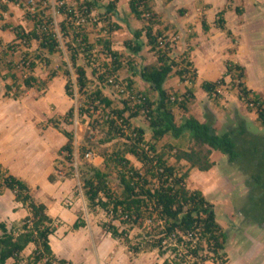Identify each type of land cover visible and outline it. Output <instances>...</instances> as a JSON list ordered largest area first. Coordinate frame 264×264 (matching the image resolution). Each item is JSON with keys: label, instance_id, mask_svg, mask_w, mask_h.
<instances>
[{"label": "trees", "instance_id": "obj_1", "mask_svg": "<svg viewBox=\"0 0 264 264\" xmlns=\"http://www.w3.org/2000/svg\"><path fill=\"white\" fill-rule=\"evenodd\" d=\"M58 1L57 11L62 16L58 22L59 31L76 75V85L83 96L79 114L87 116L89 121L77 159L74 157L73 133L60 130L54 121H49L66 138L58 154L63 155L68 164L66 173H51L48 179L54 181L58 175H77L87 208L104 212L107 219L100 226L112 238L120 240L133 256L156 250L159 256L164 257L163 264H204L206 261L226 264L227 235L217 221L214 205L202 190L189 188L186 180L189 168L209 170L214 165L212 151H220L230 163H236L249 175V184L253 188L257 185L263 187L260 192L252 190V195H255L253 200H258L251 205L257 208L248 211L253 212L258 220H264V149L257 145L258 136L246 130V122L242 118H237L234 128L219 134L213 126L214 119L209 110L205 111V121L188 113L189 103L195 98L193 83L196 69L187 53L183 52L179 58L172 57L173 45L168 34L160 28V15L150 0H128L131 15L142 26L133 30L131 38L125 40L123 45L131 55L137 56L146 44L155 53L156 61L140 68H131L132 77L139 76L148 87L132 91L119 103L103 91L110 77L118 81V72L125 64L121 52L112 48L110 38L112 32L121 28L119 23L110 22L109 19L111 16L118 17L117 0H109L103 6L101 0H82L77 8L67 5L65 0ZM100 7L104 9L107 27L103 29L106 35L91 41L84 22L92 11ZM7 10V2L0 1V21L3 20L2 12ZM47 11L46 6L34 12L26 11V18L31 22L30 29L9 22L1 25L2 30L14 34L13 41L5 46L7 50L15 51L21 45L28 47L32 42L36 43L35 49L24 51L20 59L21 69L25 67L30 72L25 76L21 74L20 83H17V74L10 73L13 82L4 84L3 96L17 99L24 89L44 87L46 80L38 78L31 71L37 61L48 64L50 56L62 50L53 15ZM236 11L239 12V8ZM222 15L223 10L218 12L216 23L223 29ZM203 27L208 28L205 22ZM227 33L230 34V31L227 30ZM142 37H145V42ZM159 38L166 40L160 44ZM96 45L101 46L104 57L108 58L101 66H93ZM12 65L10 63L9 67H14ZM87 65L93 78L88 76ZM63 67V73L70 76L65 62ZM172 74L181 82L190 84L182 94L164 87ZM226 74L231 76V81H235L238 97L248 109L255 110L256 121L264 126V99L247 88L244 67L228 61ZM54 76L55 72H51L48 77ZM126 79L127 87L134 90L135 78ZM224 84V77H221L215 81L204 80L200 86L217 101L221 96L218 88ZM71 86L68 78L64 91L70 97L73 96ZM175 106L186 113L179 121L174 113ZM73 114L74 106H70L62 118L68 121ZM140 115L145 117L151 133L148 140L143 126L132 125V119ZM98 134L100 143H113L111 150L103 147L98 152L102 157V166L86 157L87 153L95 151L97 145L92 141ZM186 134L190 137L186 148L169 142L162 148L157 146L158 141L167 135L180 138ZM168 152L176 164L168 161ZM127 154L132 155L140 166L134 165ZM181 161H185L188 168L182 170L177 164ZM4 189L14 193V199L23 204L28 214L10 227L0 222V264H6L8 258L14 259L13 264H22L24 259L21 253L29 243H33L34 248L25 259V264H72L58 257L51 248L49 236L57 226L55 218L48 214L47 205L36 201L28 184L0 163V193ZM85 225L86 220L78 215L72 228Z\"/></svg>", "mask_w": 264, "mask_h": 264}, {"label": "crops", "instance_id": "obj_2", "mask_svg": "<svg viewBox=\"0 0 264 264\" xmlns=\"http://www.w3.org/2000/svg\"><path fill=\"white\" fill-rule=\"evenodd\" d=\"M150 1L154 10L160 15V28L168 36H172V34L177 36L173 42L172 54L174 56L172 55V57L179 58L185 52L196 69V79L193 83L194 99H203L207 103L205 111L211 112L214 119L213 126L217 133L221 134L234 128L237 124V118L244 119L246 130L252 133L250 125L256 122L255 110L250 111L246 106L244 107L242 100L238 97L237 88L229 84L231 76L226 74V63L231 61L242 65L247 88L264 99V0ZM118 4H122V13L127 18V21L119 22L121 28L118 30L126 28L127 36L125 38L129 39L131 32L140 28L142 23L131 15L128 0H118ZM236 8H239V12L236 11ZM221 10H223L222 17L225 25L223 29L216 23L218 12ZM204 22L208 26L207 29L203 27ZM227 30L230 31V34L227 33ZM143 41L145 42V40ZM221 77H224L225 84L218 88L221 96L215 101L203 91L200 84L204 80L215 81ZM171 80L179 82L178 77L172 74L165 81V88H169V81ZM3 93L1 90L0 139L2 143H0V163L10 173L24 180L30 187L34 199L45 203L48 214L55 218L57 227L54 233L49 236L53 252L58 257L71 261L72 264H163L164 257L159 256L156 250L141 252L133 256L120 240L112 238L101 226L92 225L86 219L85 226L78 229L72 228L79 209L76 206L67 209L52 203V201L57 202L60 196L62 197L63 194L58 193L57 190L67 180L63 179L64 177L61 175L56 176L54 181L48 179L49 174L55 173L56 151L52 139L54 127L51 124L37 125L39 118H36L32 123L28 118L29 111L25 112L29 114L27 116L28 124L22 122L10 127L6 126L2 122L5 116L1 104L4 105L7 102ZM191 107L190 105L188 113L200 121H205L206 118L202 119L194 114ZM30 124L32 130L23 134L22 127L25 125L29 127ZM219 124L223 126L220 130L218 129ZM248 137L253 138L251 135ZM62 138L65 140V137ZM64 140H61V145ZM248 146L245 147L248 148ZM218 157L227 159L226 155L220 151L213 150L211 159L214 161V165L207 171L196 172V175H209L210 177L208 185L204 187L199 184V189L213 203L217 221L225 232L227 231V224L224 225L219 219V210L222 207L230 210L231 219H234L236 208L237 219L239 218L244 228L256 230L255 241L259 248V256L255 262L256 264H264V220H258L253 212L248 211L257 208V206L251 205L249 195L252 196V190L255 189L260 192L263 187L257 185L253 188L249 184V175L240 172L239 168L238 174L244 177L245 187L243 190L237 196H233V190L227 186H222L221 191L217 178H225V176L224 174H217L218 163L216 158ZM182 162L186 163L185 161ZM191 171L193 172V170ZM236 201H238L237 205ZM27 214V209L21 202L14 199V193L10 189H4L0 193V222L3 221L7 227H10L12 224L18 223ZM33 248L34 244L29 243L23 249L21 255L24 260L22 264H25L24 261L31 254ZM225 252L227 253L226 248ZM13 263V258L6 260V264ZM204 264L215 263L206 261Z\"/></svg>", "mask_w": 264, "mask_h": 264}, {"label": "rangeland", "instance_id": "obj_3", "mask_svg": "<svg viewBox=\"0 0 264 264\" xmlns=\"http://www.w3.org/2000/svg\"><path fill=\"white\" fill-rule=\"evenodd\" d=\"M1 2H7L8 10L6 12H2L3 20L0 21V25L4 22L12 23V24H21L26 29L31 28V22L26 18V11L29 10L30 12H34L35 10H42L43 7H47V12L53 15V20L55 24V31L57 32V37L60 41L61 51L57 52L55 55H51V61L46 64L45 61H37V64L31 71L32 74L37 76L40 79H45L46 83L43 88L38 89L37 87H31L24 89L21 96L17 99L6 97L7 102L1 106H3L2 111L3 115L5 116L3 119V123L6 126H11L15 124H21L25 122L28 124L27 116L30 112L28 118L33 123L36 118H39V122L37 125H45L51 124L49 121H54L58 125V129H65L71 131L73 133V144H74V157L75 159L78 158V151L80 146L83 143V138L86 133L88 127L89 118L85 115L79 114V107L82 103L83 96L78 90V86L76 85V75L74 73V69L71 67L69 62L68 53L64 42L61 38V34L59 31L58 22L61 19V15L57 11V5L60 4L58 0H0ZM67 5L69 6H78L79 2L82 0H65ZM102 6L105 5L109 0H101L100 1ZM42 3V5H40ZM122 4H118V0L116 1V9L119 8V15L111 16L110 22H125L127 21L126 15L122 13ZM75 8V7H74ZM103 8L100 7L94 11H92L89 19L84 22V28L89 31L90 40L94 41L99 37H105V27L106 21H104V14ZM83 21V19H81ZM95 22V23H94ZM120 24V23H119ZM125 28V27H124ZM1 30V29H0ZM127 36L126 28L124 30H116L112 32L110 35L112 41V48L118 50L122 54V60L125 62L124 67L119 70L118 72V81H114L113 77H110L106 83L104 84L103 91L106 95H109L116 103H119L120 100L127 98L131 92H135V90H141L148 87L147 83L140 79L139 76L132 77L131 68H140L143 65H148L155 63L156 55L153 51L149 50V47L145 44L142 50L139 52L137 56L131 55L130 52L124 47L123 43L127 40L125 37ZM14 39L13 32L9 30L2 31L0 35V58L2 59V64L0 65V91L4 92V84L6 82L12 83V76L10 77V73L17 74L18 79L17 83L21 82V74L22 76L28 74L30 71L27 70L25 67L22 68L21 66V56L24 51L34 50L36 47V43L32 42L28 47L27 46H20L15 51H10L5 48L8 43H11ZM143 40H146L143 37ZM171 49L174 48V43H172ZM101 46H95V60L93 66H101L102 62L107 60L108 58L104 57V54L101 51ZM174 56V54H172ZM175 58V57H174ZM63 62L66 63V68L69 70V75L66 76L63 73ZM83 63L82 60L79 61ZM12 63L14 67H9V64ZM86 70L88 76L93 78L91 75V68L90 66H86ZM51 72H55V76L49 78ZM135 78V85H133L134 90H130L127 87V79L126 78ZM177 77V76H176ZM69 78V82L71 83V88L73 92V96H67L64 91V85ZM189 83H183L179 80H171L169 81V88L170 91L176 92L177 94H182L185 91V88ZM232 87L235 86V81H230ZM231 87V88H232ZM4 97V96H3ZM230 97V94H229ZM212 98V97H211ZM210 98V99H211ZM13 99V100H12ZM216 101V100H215ZM242 104L245 107L246 104L242 100ZM191 110L194 114L198 115L202 119L205 118V106L207 103L203 99L193 100L189 103V111ZM218 105V104H217ZM70 106H74V114L72 117L65 121L62 118V115L68 110ZM247 107V106H246ZM250 110V109H248ZM251 111V110H250ZM100 114L102 111H99ZM174 113L176 119L179 121L186 113L183 112L182 109L175 106ZM19 120V121H18ZM254 122V121H252ZM257 121L250 125L252 133L258 136L257 145L258 147L262 146L264 149V127L260 126ZM256 124V125H255ZM1 125V124H0ZM132 125H139L143 126L146 130L145 138L148 140L150 139V130L147 125V121L143 115L137 116L132 119ZM223 128L222 125H218V129L220 130ZM54 128V136L52 139L54 140L56 151V157L54 160V167L57 168L55 172H60L62 174L67 172V164L68 162L65 161L63 155L58 154V149L61 147V140L64 137L59 130ZM22 133L27 134L29 131L32 130L31 124L28 126L22 127ZM4 135V134H3ZM2 135V137H3ZM62 138V139H61ZM100 135L98 134L92 143L97 145L96 148L94 147V152H90L89 159L96 165L102 166V157L98 154L99 150L103 147L108 148L109 150L112 149L113 143H100L98 140ZM51 139V140H52ZM66 140V138H65ZM64 140V142H65ZM174 144L177 147L186 148L190 143V137L188 135L182 136L180 138H173L172 136H165L161 140L158 141L157 146L162 148V146L166 143ZM0 143L1 139H0ZM63 145V144H62ZM60 146V147H59ZM59 147V148H58ZM58 148V149H57ZM219 152V151H218ZM51 153V152H50ZM127 156L131 159L132 163L136 166H140V163L132 156L127 154ZM167 159L171 163H174V159L170 156V152L167 153ZM218 166H217V174H224L225 178L218 177L219 187L222 191V186H227L230 190H233V196H237L240 191L243 190L245 187V183L243 181L244 177H241L238 174L239 167L236 163H229L227 159L224 158H216ZM176 164V163H174ZM179 164L182 170L188 168V164L184 162L177 163ZM193 170V172L191 171ZM196 172H202L197 169H190L189 168V175L186 180V184L189 188H200L199 186L206 187L210 181L209 175H200ZM240 172H244L240 168ZM208 176V177H207ZM63 179H67L65 183L60 185V188L57 190L58 193L63 194L62 197L58 198L57 202L52 203L59 204L64 208H71L76 206L79 210L77 211L78 215H81L87 222L91 223L92 225L98 224L100 226L103 220H106V216L103 211L101 210H94L90 211L87 208L86 200L79 188V181L77 175H70V176H63ZM200 184V185H199ZM217 187V188H219ZM248 187V185H247ZM254 194V192H253ZM226 195V194H225ZM249 197L251 198V204H254L255 195ZM239 201V199L237 198ZM258 200V199H257ZM236 201V205L237 202ZM263 201V200H261ZM259 201L260 203H262ZM52 203L51 206H52ZM242 206V204H241ZM250 207V205H249ZM74 208V207H73ZM229 210V209H228ZM226 207H222L219 210V219L220 221L226 225L227 231V240H226V256H227V264H256V258L259 256V248L257 246V242L255 241L256 237V230H248L244 228V225L241 223L239 218L237 219V209L235 208L233 216L234 219L230 218V210L228 211ZM233 214V213H232ZM233 214V215H234ZM239 216V215H238ZM56 222V221H55ZM58 223V222H57ZM134 233L132 232V235ZM240 249V251H239Z\"/></svg>", "mask_w": 264, "mask_h": 264}, {"label": "built area", "instance_id": "obj_4", "mask_svg": "<svg viewBox=\"0 0 264 264\" xmlns=\"http://www.w3.org/2000/svg\"><path fill=\"white\" fill-rule=\"evenodd\" d=\"M159 39H160V44H162V42L166 40V39H161V38H159ZM176 39H177V36L174 35V34H172V36H169V40L171 41V43H173ZM90 155H91V154H90V152H89V153L86 154V157H87V158L92 157V156H90Z\"/></svg>", "mask_w": 264, "mask_h": 264}]
</instances>
